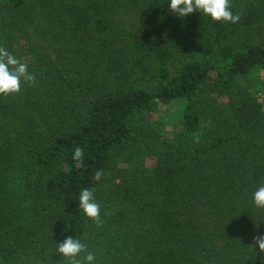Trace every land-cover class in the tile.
<instances>
[{
	"label": "trees",
	"instance_id": "1",
	"mask_svg": "<svg viewBox=\"0 0 264 264\" xmlns=\"http://www.w3.org/2000/svg\"><path fill=\"white\" fill-rule=\"evenodd\" d=\"M231 8L0 0V47L35 77L0 94V264H67L68 236L96 264H264V0ZM158 102L179 107L166 135Z\"/></svg>",
	"mask_w": 264,
	"mask_h": 264
},
{
	"label": "clouds",
	"instance_id": "2",
	"mask_svg": "<svg viewBox=\"0 0 264 264\" xmlns=\"http://www.w3.org/2000/svg\"><path fill=\"white\" fill-rule=\"evenodd\" d=\"M168 10L179 18L198 11L210 18L213 22L237 23L240 19L239 13H234L231 8V0H167ZM34 75L28 70V64L15 58L7 49L0 47V94L9 95L18 93L22 83L34 82ZM82 150L76 148L73 160L76 166H80ZM102 175L97 171L96 176ZM253 205L258 209H264V185H260L251 193ZM79 208L83 214L92 221L101 222L100 204L94 197V190L90 188L81 189L78 196ZM255 246L264 252V235L253 238ZM56 251L67 261V264H96V256L87 251L86 244L74 236L66 237L62 242L56 243ZM254 248V246L252 245Z\"/></svg>",
	"mask_w": 264,
	"mask_h": 264
},
{
	"label": "rangeland",
	"instance_id": "3",
	"mask_svg": "<svg viewBox=\"0 0 264 264\" xmlns=\"http://www.w3.org/2000/svg\"><path fill=\"white\" fill-rule=\"evenodd\" d=\"M172 109L165 106L162 102H158L156 105V108L154 109V112L152 113V118L155 120H161L163 121V135L169 134L174 129L176 116L179 112V107L174 106L171 107ZM156 139H159V135L156 134Z\"/></svg>",
	"mask_w": 264,
	"mask_h": 264
}]
</instances>
